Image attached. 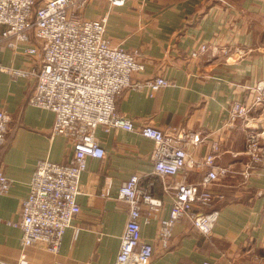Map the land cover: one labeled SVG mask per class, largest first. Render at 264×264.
<instances>
[{"label":"crops","instance_id":"0c3cea01","mask_svg":"<svg viewBox=\"0 0 264 264\" xmlns=\"http://www.w3.org/2000/svg\"><path fill=\"white\" fill-rule=\"evenodd\" d=\"M112 6L107 0H87L81 14L106 16L105 36L139 52L144 68L134 79L158 74L172 81L151 90L127 88L116 98V109L136 126L150 123L170 133L172 129L199 132L203 140L186 143L195 160L175 175L154 174V141L137 130L113 127L95 129L105 155L88 157L79 182L80 211L62 238L57 252L38 244L25 245L22 229L5 220L20 218V204L38 160L67 162L72 143L51 134L54 112L29 102L35 78L16 76L0 68V109L10 115L9 130L0 148V168L11 180L0 193V261L6 264H115L128 205L116 198L121 183L139 174L140 185L151 189L152 208L141 204V237L154 246L149 264H264V172H245L244 121H229L233 100L250 104L264 87V0H126ZM3 26L0 25V29ZM233 45L245 54L233 61L222 55L191 56L200 43ZM0 44V65L31 68L38 56ZM262 82V83H261ZM261 83V84H260ZM250 125L262 132L264 102L253 106ZM213 152L219 166L227 168L213 183L211 206L218 209L211 236L198 231L189 218L172 228L167 248L158 241L160 219L169 215L174 187L163 181L197 182L205 169L200 159ZM108 194L105 195V190Z\"/></svg>","mask_w":264,"mask_h":264},{"label":"built area","instance_id":"2783aa9c","mask_svg":"<svg viewBox=\"0 0 264 264\" xmlns=\"http://www.w3.org/2000/svg\"><path fill=\"white\" fill-rule=\"evenodd\" d=\"M87 0H0V44L15 48L25 43L28 54L38 61L28 69L5 67L13 77L33 76L34 88L29 102L54 112L51 134H62L72 143V154L67 162L38 160L29 181V191L20 204V218L5 220L22 229L25 245L38 244L50 252L60 248L66 229L80 211L77 201L79 182L86 169L88 157L105 155L95 129L102 126L108 132L113 127L137 130L154 141V174L165 179L195 162L186 150V143L203 140L199 132L162 128L145 123L136 126L133 119L116 109V98L127 88L151 90L168 86L172 81L157 75L134 79V72L144 64L136 49L112 43L105 35L106 16L87 18L81 14ZM112 6H122L126 0H107ZM191 56L209 53L222 55L233 61L245 54L244 48L233 45L200 43ZM262 83V82H261ZM260 83V84H261ZM250 104L233 100L228 108L229 121H244L245 172H264V144L261 134L250 125L248 117L253 106L264 102V87ZM10 115L0 109V148L6 141ZM205 169L197 182L169 184L174 187L169 215L160 219L158 241L167 248L173 225L187 217L192 225L207 237L211 236L219 211L211 206L212 185L227 172L219 166L215 153L205 154L199 161ZM139 174H132L121 183L116 198L128 205V217L121 235L115 264H149L154 246L141 237V204L152 208V192L140 184ZM11 180L0 168V193H7ZM108 189L105 190L107 195ZM0 221H3L0 218ZM197 264H214L204 260Z\"/></svg>","mask_w":264,"mask_h":264},{"label":"water","instance_id":"95a60500","mask_svg":"<svg viewBox=\"0 0 264 264\" xmlns=\"http://www.w3.org/2000/svg\"><path fill=\"white\" fill-rule=\"evenodd\" d=\"M0 264H6V263H4V262L0 261Z\"/></svg>","mask_w":264,"mask_h":264}]
</instances>
